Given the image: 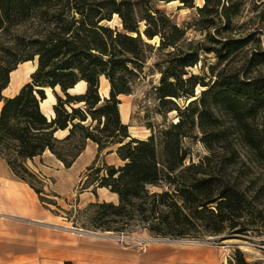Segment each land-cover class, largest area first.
<instances>
[{
	"label": "trees",
	"instance_id": "trees-1",
	"mask_svg": "<svg viewBox=\"0 0 264 264\" xmlns=\"http://www.w3.org/2000/svg\"><path fill=\"white\" fill-rule=\"evenodd\" d=\"M178 1L195 7L194 0ZM234 5L233 0H205L202 7H196L199 13L211 16L202 19L203 28H212L216 18L223 16L225 29H230ZM114 14L122 19V31L103 24ZM144 19L147 26L142 34L132 0H0V157L35 190L46 208L60 215L49 207L57 202L44 197L43 188L36 183L42 179L26 165L27 159L50 151L70 168L88 140L99 151L118 145L116 153L124 164L108 165L104 174L101 168L95 169L97 178L85 187L94 185V193L97 187H106L119 196L118 203L97 199L88 204L85 210L91 212L93 227L123 231L138 221L151 234L161 236L201 237L227 229L243 233L247 224L242 219L261 217L264 200L259 191H251L239 181L238 173L247 175L250 165L236 147L228 143L219 151L211 142L227 140L220 128L227 121L248 159L264 165V125L257 122L264 114V75H254L264 64V49H252L244 73L227 66L206 82L188 71L201 61V52H215L221 61L233 59L246 48L250 37L219 40L210 35L216 44L212 47L179 44L185 30L163 17L159 9L148 11ZM157 35L161 42L156 49L162 55L155 63L161 73L157 97L161 108L178 111L179 120L146 139L131 137L129 125L122 122L118 98L131 92L132 78L147 63L146 50L154 47L147 39ZM35 59L38 66L31 81L14 96H4L11 73L20 63ZM102 77L111 85L106 97L100 96ZM82 80L87 82L86 92L71 94L69 89ZM198 86L203 89L200 97ZM46 88L57 98L52 118L41 108ZM189 98L186 107L179 106V100ZM89 119L98 124H86ZM195 127L203 133L201 139L209 153L199 162L187 164L189 154L183 140L196 136ZM66 129L67 135H57ZM52 195L60 197L55 192ZM62 210L76 225L71 211ZM239 225L244 227L239 229ZM237 264L251 263L239 256Z\"/></svg>",
	"mask_w": 264,
	"mask_h": 264
},
{
	"label": "rangeland",
	"instance_id": "rangeland-1",
	"mask_svg": "<svg viewBox=\"0 0 264 264\" xmlns=\"http://www.w3.org/2000/svg\"><path fill=\"white\" fill-rule=\"evenodd\" d=\"M132 1L135 4L136 19L138 20L142 34L147 26V22L144 19L147 12L159 9L163 17L169 18L173 23H176L181 29L185 30V38L179 42V44H183L185 41L186 43L191 42L195 46L205 45L212 47L216 44L210 41V35L219 40L225 37H250V42L246 48H244V50L233 59L229 58L221 61L218 54L215 52H201V61L198 65L189 68L188 71L190 74L200 75V77L206 82L214 80L217 72L227 66L232 69H238L244 73L247 69V65L245 64L247 59L251 56L252 49H255V47L261 50L264 49V0H233L235 8L231 9L233 12L231 17V28L225 29V27H227V19L222 16L219 19L216 18L214 26L208 30L203 28L204 23L202 19H209L211 16H205L199 13L196 9V7H202L205 4V0H194V8L185 7L183 6V3L178 0L174 2L164 0ZM153 13L155 14V12ZM157 16H159V14ZM103 24L108 25L113 29H117L118 31L123 30L122 19L117 14L113 15L112 20L104 21ZM147 41L154 46L153 48H148L146 50L147 63H145L143 70L138 72V75L132 78L131 92L129 94H122L120 96L121 99L118 98L130 103L131 117L128 127L129 135L131 137L135 136L142 139L148 138L153 132L158 133V131L179 120L177 110L167 112L165 108L160 107V101L156 93V88L159 86L161 78V73L155 66V63L160 60V57L162 56L156 49L161 42L160 36L157 35L151 40L147 39ZM227 63H231V65H227ZM18 68L23 69L25 73L31 72L28 71L25 65H18ZM258 74L264 75V64L255 69L254 75ZM14 77L15 75H12L11 73V81L14 80ZM30 81L31 75L28 77V82ZM109 89H111L110 82L102 77L100 83V96H109ZM199 89L200 86L197 87L196 94L200 97V92L203 89L198 91ZM13 92L14 88L12 87L7 89L3 95L10 96L13 95ZM46 92H49L56 97L50 88H46ZM59 93L64 96L61 91H59ZM191 100L192 99L190 98L181 99L178 101V104L184 108ZM43 102H41V104ZM42 107V111L50 116L52 111L48 104L44 102ZM101 121L104 122V118H102ZM224 122L225 123L221 122L220 128L221 131L224 132L223 136L228 137L227 140H220V142H218L213 139L211 142L212 145L219 151H222L223 145L228 143H231L232 146L236 147L241 158L250 165V169H247L246 171L242 170L245 171L247 175L243 174L244 172L240 174L238 173L239 181L242 182L243 187L248 185L251 191H259L258 193H260L264 200V165H256L248 159L247 154H245V149L238 144L235 137L236 135L231 133L233 132L230 128L231 125L228 124L227 121ZM257 122L264 125V114L259 116ZM86 124H91L92 127H94L98 122L89 119ZM102 126L103 125L101 124L100 127ZM194 135L196 136L187 137L183 140V147L189 154L186 159L187 164L190 163L191 160L199 162L201 158L209 153L207 144L201 139L203 133H201L198 127H195ZM88 142L92 143L91 140H88ZM117 146L115 145L110 148L113 149V154H109V148L99 151L101 154H98L97 162L90 166L93 167V170H89L88 168L80 181L72 187L64 185L59 186V184L58 186H55V180L52 177H47L43 174L41 175L35 170L40 179H42L41 183H36L39 187L43 188L44 197H48L57 202V205L50 204L49 207L63 217V219L61 218V221L67 222L74 228H80L91 233H99V236L110 235L122 247L136 246L137 248L139 247L142 252L149 249L150 246L158 245L161 249L160 251L168 253L171 258L178 257L177 260H173V264H237L239 256L244 257L246 261L251 264H264V207L261 217L253 218V216H247L242 219V221H245L247 224L245 226L246 230H244L243 233H235L234 230L227 229L224 233L219 235H204L201 237L161 236L151 234L144 227V224L138 221H133L132 224L126 227L123 231H104L93 227L89 222L91 212L85 210L91 202H86V200L81 201V194L94 191L92 189L94 185L89 187L92 190L85 187L89 186L94 179L97 178L95 169L101 168V174H104L108 165H114L115 167L123 165V162L116 153ZM28 167L30 166L28 165ZM56 187L63 191L62 194H59L60 197L52 195V193L55 192ZM152 189L154 190L155 188ZM41 205L45 207L43 203H41ZM58 206L66 211H71L72 219L77 222L76 225H74L72 221L66 219L64 210L60 209ZM83 225H85V227H82ZM243 227L244 226L239 225L237 228L242 229ZM182 241L199 242H197V244H186ZM190 253L191 255H189ZM161 264H166V262L164 261Z\"/></svg>",
	"mask_w": 264,
	"mask_h": 264
},
{
	"label": "crops",
	"instance_id": "crops-1",
	"mask_svg": "<svg viewBox=\"0 0 264 264\" xmlns=\"http://www.w3.org/2000/svg\"><path fill=\"white\" fill-rule=\"evenodd\" d=\"M27 64L36 67L30 73H25L21 68L12 72V75H15L14 80L11 81L10 75L9 86L3 93L12 87L14 92L7 97L14 96L28 83V77L36 70L38 60L26 61L19 65ZM87 87V82L82 80L69 89V92L83 94ZM56 91L61 90L56 87ZM44 102L53 112L50 116L47 115L52 118L53 106L57 103V98L47 92ZM120 112L122 122L129 125L130 103L121 100ZM68 132V129L59 130L57 135L63 137ZM91 142L87 143L85 150L70 168H66L64 163L50 151H45L33 159H27L26 165L41 175L52 177L55 180V186L59 184V186L72 187L80 181L88 168L97 162L98 154H101L98 145ZM121 161L124 164V161ZM55 192L63 193L57 187ZM95 192L82 193L81 201L92 202L97 199L115 203L119 201L118 194L106 187H97ZM41 203L35 190L19 179L8 162L0 157V264H65L66 262L72 264H161L164 261L166 264H173V260L178 259L177 256L171 258L168 253L160 251L158 245L150 246L142 252L136 246L122 247L110 235H91L74 230V227L67 222L61 221L63 217L54 214Z\"/></svg>",
	"mask_w": 264,
	"mask_h": 264
},
{
	"label": "bare ground",
	"instance_id": "bare-ground-1",
	"mask_svg": "<svg viewBox=\"0 0 264 264\" xmlns=\"http://www.w3.org/2000/svg\"><path fill=\"white\" fill-rule=\"evenodd\" d=\"M174 2V1H173ZM26 66V68L28 69V71H33V69L36 67L35 65H31V64H27V65H25ZM13 78V77H12ZM200 89H202V87H200ZM200 89L198 90V91H200ZM195 98V97H194ZM2 104H3V102H0V110H1V108H2ZM42 107V106H41ZM42 109H43V107H42ZM46 114V113H45ZM183 243H186V244H197V242H199V241H197V242H194V241H182Z\"/></svg>",
	"mask_w": 264,
	"mask_h": 264
},
{
	"label": "water",
	"instance_id": "water-1",
	"mask_svg": "<svg viewBox=\"0 0 264 264\" xmlns=\"http://www.w3.org/2000/svg\"><path fill=\"white\" fill-rule=\"evenodd\" d=\"M74 230H77V231H79V232H82V233H91V232H89V231H85V230H83V229H78V228H73ZM91 234H94V235H100L99 233H91ZM212 238V237H211Z\"/></svg>",
	"mask_w": 264,
	"mask_h": 264
}]
</instances>
